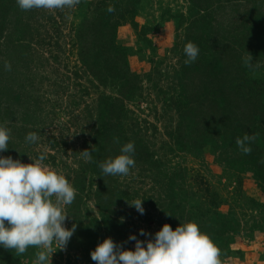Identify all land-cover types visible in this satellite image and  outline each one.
<instances>
[{"label": "rangeland", "instance_id": "374dc122", "mask_svg": "<svg viewBox=\"0 0 264 264\" xmlns=\"http://www.w3.org/2000/svg\"><path fill=\"white\" fill-rule=\"evenodd\" d=\"M127 1L22 11L16 0H0V123L10 129L9 149L0 155L31 163L43 154L44 164L77 192L65 221L76 231L65 250L52 254V264H95L90 252L106 237L133 249L130 234L143 241L165 223L175 229L191 221L220 249L221 264H264V182L255 167L264 171V93L260 113L252 109V116L241 102L226 105L218 98L181 112L173 104L198 64L209 63L212 50L229 42L251 46L259 67L245 66L242 53L245 75L264 80V0H220L221 7L212 1L210 17L209 8L191 0H140L134 11ZM96 15L104 25L124 18L115 41L125 53V77L105 72L98 49L88 58L97 76L81 63L80 34L89 33L80 23L91 18L88 26L97 25ZM188 42L200 50L190 65L183 53ZM107 100L120 115L110 142L96 136ZM227 107L231 113L216 117ZM29 132L37 133V142L25 141ZM245 133L256 137L247 155L236 145ZM129 141L135 166L128 175H104L79 154L107 147L105 161ZM136 199H144L143 215L129 204ZM141 229L151 235L141 236ZM36 251L17 255L0 248V264H33Z\"/></svg>", "mask_w": 264, "mask_h": 264}, {"label": "clouds", "instance_id": "9594fccd", "mask_svg": "<svg viewBox=\"0 0 264 264\" xmlns=\"http://www.w3.org/2000/svg\"><path fill=\"white\" fill-rule=\"evenodd\" d=\"M81 0H16L20 10L32 9H73ZM107 11H115L108 7ZM199 47L188 42L183 53L184 63L190 65L199 56ZM253 58L247 52L243 58L245 66L252 68ZM6 70L11 65L5 63ZM259 67V65H255ZM254 135L245 133L236 139L239 150L247 155L252 151ZM39 139L36 132L25 136L27 143ZM10 129L0 123V153L9 149ZM119 142L118 140L116 141ZM92 152L88 149L79 152L85 162H91ZM135 144L127 142L120 147V154L99 164L104 175H128L135 166ZM41 154L31 163H22L12 156L0 155V248L14 250L17 255L26 253L29 247L37 249L33 264H52L54 252L65 250L76 231V224L65 227L69 215L66 208L75 200L76 189L69 180L44 164ZM129 203L143 215L142 201ZM141 236L151 235L143 229ZM134 241V248L127 249L122 243L106 237L90 252L95 264H221L220 249L208 234L201 231L194 221L179 223L175 229L165 223L150 239L140 240L135 234L128 236Z\"/></svg>", "mask_w": 264, "mask_h": 264}, {"label": "trees", "instance_id": "16d2710c", "mask_svg": "<svg viewBox=\"0 0 264 264\" xmlns=\"http://www.w3.org/2000/svg\"><path fill=\"white\" fill-rule=\"evenodd\" d=\"M139 1L140 0L127 1L130 6V11H134V5L139 3ZM191 1L193 4H196V7L200 9L209 8L208 11H206L208 12L207 17H210L209 13L213 11L211 8L214 6L212 1H216V4L221 7V1L224 3L230 2L232 0ZM4 18L5 19L2 21V23L6 20V16ZM91 20V18L84 19L80 23V26L86 25V30H88L89 33L87 35L80 34L81 43L79 44V56L81 63L89 67L91 75L97 76L99 71L90 68L88 58L92 51L98 49L99 54L103 57V64H106L104 67L106 70H108L105 72L110 76H117L119 78L125 77L126 72L128 71L125 53L115 41L117 27L120 26L122 22H124V18L122 16L117 17L116 20L114 19L106 21V25H104V19L102 16L96 15V18L93 19V21H95L97 25L91 23L88 26V23ZM14 30H17L18 34L20 33L22 35L23 33L21 32V27H18V25H15ZM248 36L250 37L249 33ZM212 51V57L209 60L210 62L206 64H198L196 72L187 77L188 82L189 80L194 82V86L189 88V85L187 84L188 82H182V84L186 86L183 88V98H177L174 100L175 102L173 101V104L176 106V111L181 112L182 108H198L203 104V101L205 102V105L206 102L213 100V98H218L224 99V103L226 105H233L234 103L241 102L240 104H244L245 107H247L246 109L250 111V116H252V109L255 113L259 114L260 107L263 104L261 95L264 93V80L252 79L246 76V68L245 66L242 67L240 58L242 53H252L251 46L248 44H242V42L239 44L229 42L225 45H221L220 47H215ZM225 66L228 67L229 70L224 71ZM119 74L120 76H118ZM107 99L109 100V98ZM108 100L105 106L106 111L102 113L97 124L96 136L98 139H105L106 141L110 142L111 136L118 134L116 130H113V128L120 130L118 127H116L119 125L118 119L120 115L118 112H112V104L108 103ZM231 108L227 107L226 109H217V111H215L216 117L224 113H231L228 111H232ZM215 112L213 113L214 115ZM213 116H210V118H213ZM106 149L107 147L103 148L100 146L98 152L96 151L93 154V159L89 165L99 169V164L104 162L103 157L107 152ZM143 151L144 149H140L139 152ZM255 167L258 172L263 175L262 180L264 182V171L262 170L263 166L259 165V163H255Z\"/></svg>", "mask_w": 264, "mask_h": 264}]
</instances>
